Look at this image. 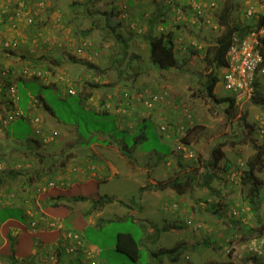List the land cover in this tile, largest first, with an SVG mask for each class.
Wrapping results in <instances>:
<instances>
[{
    "label": "rangeland",
    "instance_id": "rangeland-1",
    "mask_svg": "<svg viewBox=\"0 0 264 264\" xmlns=\"http://www.w3.org/2000/svg\"><path fill=\"white\" fill-rule=\"evenodd\" d=\"M226 1H234L232 21L237 24L254 22L256 27L257 14L264 13V0H219L213 14L204 12L203 16H197L195 7L206 4V0L171 1L170 25L163 27L158 23L155 31L176 29L178 66L161 70L151 64L150 44L144 39L148 18L159 12L157 5L161 0H0V177L4 179L0 185V204L17 197L26 200V196L44 201L45 197L54 195L56 178L45 177L42 183L38 175L45 170L51 175L57 169L60 171L68 159L62 154L61 146H56L58 153L54 147L48 148L61 139L57 129L37 126L35 132L28 123L16 122L17 116L25 115L21 105L27 106L31 94H45L60 119L79 126L85 138L93 136V142L102 144L124 138L131 148L139 140L136 151L129 149L133 156L125 154L130 164L125 160L111 161L119 174L109 178L106 185L109 188L105 191L116 188L122 195L115 205H108L105 220L97 219L102 220L98 225L77 223L74 227L67 226L69 221H66L60 228L70 240L69 244L62 245L69 256L65 253L57 256L54 246L49 255L55 254L57 264H70L74 259L71 256L80 253L83 255L74 260L76 264H247L243 259L249 246L247 241L256 231L241 239L240 229L232 236L229 215L235 206L247 207L243 198L249 185L241 183V174L247 168L248 159L257 151L255 145L264 143V105L254 103L252 97L239 98L226 90L221 79L224 69L220 66L215 71L220 80L212 94L207 93L205 85L215 67L205 56L224 31L216 12ZM189 3L195 9L190 10ZM83 6L87 7V15L82 14ZM179 22L183 23L178 28L175 25ZM111 25H117L115 32ZM119 32L124 36L131 34L124 58L122 43L115 36ZM31 49H37V53L44 49L54 54L65 52L68 62L82 64L73 66L74 71L68 68L67 78L55 73L56 78L64 77L65 85L69 83L72 87L69 91L77 92L74 84L86 89L93 83V89L101 94L102 104L108 92H116L117 98L107 101L122 107L112 104L85 108L81 103L75 104L79 97L70 92L68 99L61 100L55 88L46 85L43 79L41 84L27 81L34 74L41 77L42 72L37 68L35 72L23 66L17 75L9 61L13 60L12 56L25 58L27 52L34 51ZM131 60H134L133 66H128ZM50 62L47 60L45 66L48 72L58 66ZM20 78L26 80L18 85ZM98 79L105 83L98 84ZM255 83V91L259 88L264 92V72L257 73ZM154 95H158L157 100H153ZM230 95L236 97V103L228 111L226 97ZM133 99L142 104L141 108L132 109L137 120L136 132L124 127L125 121L131 118L128 101ZM142 110L145 111L143 116ZM38 118L35 117L36 122ZM29 138L36 143L28 142ZM223 141L222 161L218 167H207L212 150ZM166 161L173 163V168L166 165ZM228 162L232 165L226 169ZM70 166L74 171L78 168ZM208 170L216 172L217 178L211 180V186L218 191H210L204 185L203 174ZM170 171L176 173L174 177L196 175L192 189L182 195L173 189H159L164 185L159 179ZM258 177L263 181L261 194L264 196V168ZM67 180L71 182L72 177ZM27 184L36 185L25 193ZM155 185L158 188L150 191ZM69 193H74V189ZM14 211L21 214L18 208ZM243 212L244 220L264 232V202L257 215L246 209ZM0 214L2 220L7 217L5 209ZM178 225L181 229L172 228ZM68 231L77 233L82 241L78 235L66 236ZM119 232H131L140 242L138 262L116 250ZM206 233L214 236L210 238ZM179 243L177 261L171 258L173 253L153 254L161 247ZM260 248L250 245V249L261 252Z\"/></svg>",
    "mask_w": 264,
    "mask_h": 264
},
{
    "label": "crops",
    "instance_id": "crops-1",
    "mask_svg": "<svg viewBox=\"0 0 264 264\" xmlns=\"http://www.w3.org/2000/svg\"><path fill=\"white\" fill-rule=\"evenodd\" d=\"M31 50L34 51L32 53L27 52L26 57L23 59L12 56L13 60L9 61L11 63V69H15V73L19 75V70L23 66H25V68H31L35 72L36 70H34V68H37L38 72L41 71L44 76L41 74L40 77L34 74L31 78L27 79V81L35 80V83L41 84L40 81L43 79L46 85L55 88L56 94L60 96L59 98L61 100L68 99L67 95L70 94L69 88L71 86H69V83L65 85L64 77L56 78L55 73L57 74L59 72V74H64L67 78L68 68L74 71L73 66L82 64L79 62H68L65 52L54 54L49 53V49L41 50V53H37V49ZM42 59L44 62H42ZM47 60H50V63L58 65L56 67L57 69L49 72L46 71L45 66ZM77 60L81 61L82 59L77 58ZM50 72L51 74H49ZM24 80L26 79L20 78L17 84L19 85L20 82ZM98 82V84L105 83L99 81V79ZM74 85L78 90L76 94L70 95L79 94L81 98L80 102L85 108L91 109L94 107L97 109L101 105L109 107L112 104H115L116 107H122V105L107 101L109 98L115 100V98H117L116 92L115 94L108 92L105 103L102 104L101 94L99 90L93 89V83H90L86 89H82L78 84ZM30 96L32 98L27 106L21 105L23 106L25 118L17 119L16 122L22 120L24 123H28L31 131L35 132L38 129L37 126H43L45 130L57 129L60 132L61 139L58 143L50 145L48 148L51 149L54 147L53 150L56 152V146H61V148H63L62 154H66L68 159L66 163L64 162L60 171L57 169V171L51 175L49 170H45L41 171V175H38L42 183L46 181V178H56L54 181L58 184L55 187L54 195L48 196L47 198L45 197L44 201L41 199H30L29 196H26V200L25 198L17 197L5 201L4 204H0V212L5 209V213L7 214L5 219L2 220L0 218V264H57L56 257H53L55 254L51 257L49 255V253L52 254L50 252L51 249L54 248V246H56L57 250L59 248L58 254L61 247H64L62 245H65V242L66 244L70 242V240L64 237V233L60 231V228L66 221H69V225L67 226L74 227L77 223L98 225L102 220L98 221L97 219L100 218L105 220L104 215L109 212L107 208L108 205H115L117 199L120 200L122 195V191L115 190L116 188L105 191L108 187L106 185L109 178L119 174L117 167L111 161L117 163L120 160H125L130 164V159H127L128 157L125 152L133 156L130 150L136 151L138 148L139 140H136L135 145L131 148L124 138H115L112 141H107L102 144L93 142V136L90 135L89 138H85L82 135L80 127L76 124L60 119L54 110L55 114L49 113L45 104L47 103L46 105L52 106L46 99L45 94L35 96L31 94ZM35 99H38V101L35 102ZM137 100L139 99L137 98ZM137 100L133 99L128 101L130 103L128 113L131 118H129V122L126 120L124 124L125 128L134 129L135 132L138 127H136L137 120L135 119L136 116L132 112V109L134 106L141 108L142 105ZM144 112V110L140 112L141 116L145 115L143 114ZM148 113L150 116L153 115L151 111H148ZM36 116L39 117L37 122L35 121ZM120 128H122V126H120ZM35 143L36 141H34V144ZM85 144L87 146L83 147ZM132 160L131 158V161ZM165 164L172 168L174 165L169 161H166ZM70 165L77 166V170H72ZM48 167L43 169H47ZM173 175H176V173L170 171L165 177H161L159 180L164 181V185L159 189L172 190V188L167 185L171 180L177 177ZM67 177H72L71 182L67 180ZM36 184L32 186L27 184L25 193L30 192L29 188H34ZM156 188H158L157 185H155V187L151 186L150 191ZM70 189H74V193L68 195L70 194ZM106 196L111 198L109 202H103L102 204L95 203L96 200L100 198L103 199ZM50 201H53L52 204L46 205V202L50 203ZM186 202L188 203V201ZM86 205H89V207H86ZM93 205L100 206L95 208ZM16 208L20 209V215L14 211ZM47 225H54L55 228H50ZM172 228L179 229L176 227ZM65 254L68 253L65 252Z\"/></svg>",
    "mask_w": 264,
    "mask_h": 264
},
{
    "label": "trees",
    "instance_id": "trees-1",
    "mask_svg": "<svg viewBox=\"0 0 264 264\" xmlns=\"http://www.w3.org/2000/svg\"><path fill=\"white\" fill-rule=\"evenodd\" d=\"M171 1L172 0H161V2L157 5V10L159 11L154 12L155 17H149L148 18V27L146 32L144 33V39L148 41L150 44V61L151 64L158 67L161 70H167L171 67H177L178 66V58H177V39H176V29L173 28H168L167 32L164 31H158L156 32V27L158 23L162 24V26H167L170 25L169 21V16L171 13H173V10L171 9ZM216 1L215 6L218 4L219 0H214ZM132 3L129 4L132 6L134 4L133 1ZM85 4L82 3V5ZM220 4V3H219ZM88 5V3H87ZM85 5V6H87ZM89 6V5H88ZM218 6V5H217ZM84 7V6H83ZM87 7L83 8L82 14L87 15ZM189 8L192 10L194 8L193 4L189 3ZM124 10V8H121V10ZM214 7L211 8L209 11L211 14H213ZM160 13V14H159ZM216 13L218 17V22L224 27L223 33L218 37L216 45L213 47V49H209L206 53V60L207 62L215 67V70H212L210 75L208 76V80L206 82V88H207V93L212 94L214 91L217 83L219 82V77L217 73L215 72L216 69L220 66L223 67L228 63L227 59V52L229 49V46L232 43L233 37L235 34H245L249 30L253 29L254 25L252 23L246 24V25H241L234 23L232 21V15L234 13V1L232 3L226 1V4L222 7L220 11H217ZM246 11L244 10V14ZM159 15V16H158ZM161 15H164L161 17ZM257 19L259 20L258 23L256 24L255 29H260L264 28V13L262 11L257 14ZM253 16L252 18H254ZM183 22L177 23L175 26L176 27H181ZM116 26L111 25L112 31L115 32ZM130 30V29H129ZM116 40L120 43H122L123 50H124V55L122 58H124L125 54L127 53V48H128V42L131 37V34L128 36H124L121 32L116 33ZM262 41V47H261V52L263 55L264 59V35L261 38ZM132 58H136L133 57ZM134 60L128 61V66H133ZM264 65V61H263ZM118 68V67H117ZM122 71V70H121ZM124 72V71H123ZM138 73V71L135 72V75ZM256 86V83H255ZM78 90V88H77ZM76 94V92H75ZM79 97V100L75 101V104L81 103V98L79 94L75 95ZM47 99V97H46ZM226 100L229 102V105L227 107V110L230 111L232 107L235 106L236 103V97L235 96H228L226 97ZM252 101L257 104H263L264 105V92H262L259 88H257V91H254V94L252 96ZM47 104V103H46ZM47 110L51 114L54 113L53 107H50L49 105H46ZM82 105V104H81ZM52 106V105H51ZM54 110V111H53ZM56 112V111H55ZM57 114V112H56ZM57 116H59L57 114ZM24 118V116H22ZM60 117V116H59ZM140 137H142V134H140ZM183 137H181L182 139ZM185 140V137L182 139ZM34 141L33 138H29L28 142ZM225 142H220L219 145L214 147V149L211 152V159L206 162L207 167H218L220 162L222 161L224 157V151H223V145ZM257 147V151L248 159L247 161V168L245 171L241 174V183L245 186L249 185V190L247 194L244 196L243 201L245 202L246 208L239 209V206L234 207V211L230 212L229 219L231 220L230 227L232 231V236L234 233L242 229V238H246L248 236H251L256 231V235H253L252 237H249V240L247 241L249 246L246 247V252L244 255V261L251 262L252 264H264V232H261V229L259 227H255L254 225L249 224L246 220L243 219V215L245 209L247 211H250L251 213H259V209L262 207V203L264 202V196L261 194L262 188H263V181L258 177V173L264 168V143L261 145H255ZM127 154V152H125ZM128 156V155H127ZM129 157V156H128ZM182 165H184L183 162H181ZM232 165L231 162H228L226 165V169L231 167ZM14 174V173H13ZM204 175V185L206 188L210 189V191H218L217 189H213L211 186V180L213 178H217L216 172L213 171H205ZM196 175L192 173H188L184 175V177H176L173 180H171L167 186L171 187L174 189L178 194H185L189 192L195 182ZM4 179L3 177H0V185L3 183ZM111 198L104 197L103 199L96 200L95 203H100L102 204L103 202H108L110 201ZM95 208L100 206V205H93ZM242 210V211H241ZM257 215V214H256ZM218 216L220 214L218 213ZM188 222V220H187ZM186 222V223H187ZM181 227V226H176ZM195 228V227H194ZM200 228L203 229V231L206 230L203 225L200 226ZM180 229V228H179ZM245 229L247 231H245ZM200 232V231H199ZM207 236L210 238L214 236L213 233H206ZM198 242L195 241V244ZM181 243L178 245H175L173 247H161L158 250L154 251L153 254L158 255L162 253H173V256L171 257L173 260L177 261L178 260V253L179 249L178 247L180 246ZM255 244L261 246L260 251H257L255 249H250V245ZM85 246V244H83ZM116 250L119 252H123V254H127L129 258H132L134 261L138 262L139 257H140V242L137 241L134 237V235L131 232H119L117 242H116ZM59 251V248H58ZM63 253H65L64 247H61L60 252L57 254V256H61ZM248 254V255H247ZM82 253L76 256H71L74 257L72 260V263L70 264H76V258L80 259L82 257ZM69 256V254L67 255ZM75 260V261H74ZM246 264V263H245Z\"/></svg>",
    "mask_w": 264,
    "mask_h": 264
},
{
    "label": "built area",
    "instance_id": "built-area-1",
    "mask_svg": "<svg viewBox=\"0 0 264 264\" xmlns=\"http://www.w3.org/2000/svg\"><path fill=\"white\" fill-rule=\"evenodd\" d=\"M207 5V3H206ZM214 0H210L207 5L208 9L213 8ZM196 10L198 14H202L205 8L197 5ZM264 35V28L251 30L245 34H235L231 45L227 52L228 63L223 66V73L221 79L226 90L235 94L237 97H251L254 94V83L256 75L259 72H264L263 55L261 52L262 41ZM158 95L153 96V100H157ZM149 105L152 103L149 101ZM188 156V155H187ZM192 156V153L189 154ZM78 235L74 232H69V237ZM78 239L81 241L80 236ZM80 243V242H79Z\"/></svg>",
    "mask_w": 264,
    "mask_h": 264
},
{
    "label": "clouds",
    "instance_id": "clouds-1",
    "mask_svg": "<svg viewBox=\"0 0 264 264\" xmlns=\"http://www.w3.org/2000/svg\"><path fill=\"white\" fill-rule=\"evenodd\" d=\"M206 3H207V5L210 3V0H206ZM215 4H216V1H215ZM204 5V6H203ZM202 5V8L204 9V8H206L205 10H203V13L204 12H207V13H210L209 11L211 10V9H208V7H207V5L206 4H203ZM214 7V9H215V5L213 6ZM195 9V8H194ZM196 11V10H195ZM214 11V10H213ZM197 13V12H196ZM203 13L202 14H198L197 16H203ZM211 14V13H210ZM209 14V15H210ZM260 29H262V28H260ZM260 29H255V28H253V29H251V30H257V31H259ZM251 30H249V31H251ZM248 31V32H249ZM223 68V67H222ZM71 94H75V92L73 91V90H70L69 91ZM253 96V95H252ZM251 96V97H252ZM21 117L22 116H24V118H25V115H23V113H21V115H20ZM20 116H17V119H20ZM38 120V119H37ZM38 130V129H37ZM70 231H68L67 233H66V235L68 236V233H69ZM69 237V236H68ZM80 239H81V237H80ZM81 241H82V239H81ZM83 243V242H82ZM84 244V243H83ZM85 248H86V245H85ZM248 264H252L251 262L250 263H248Z\"/></svg>",
    "mask_w": 264,
    "mask_h": 264
}]
</instances>
